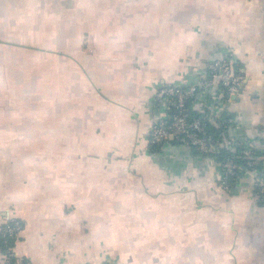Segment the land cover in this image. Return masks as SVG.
I'll use <instances>...</instances> for the list:
<instances>
[{"label":"crops","instance_id":"0c3cea01","mask_svg":"<svg viewBox=\"0 0 264 264\" xmlns=\"http://www.w3.org/2000/svg\"><path fill=\"white\" fill-rule=\"evenodd\" d=\"M9 46L61 74L39 101L53 112L18 116L0 99V222H22L14 264H264L251 173L224 188L212 156L148 143L155 89L197 83L229 53L246 80L222 109L228 137L264 174V0H0Z\"/></svg>","mask_w":264,"mask_h":264},{"label":"built area","instance_id":"2783aa9c","mask_svg":"<svg viewBox=\"0 0 264 264\" xmlns=\"http://www.w3.org/2000/svg\"><path fill=\"white\" fill-rule=\"evenodd\" d=\"M244 80L245 73L237 65V59L226 53L207 62L206 74L199 82L185 86L165 84L158 87L153 95L154 107L148 143L159 145L165 141L175 140L188 147H194L199 153L207 155L216 153L223 146V142L208 135L206 122L218 125L220 120H223L228 121L230 126L232 121L224 117L222 109L232 100ZM190 102L197 106L198 116L189 114ZM161 105L166 109V117H161L158 112V106ZM231 140L232 143L237 141ZM241 144L247 146L248 143L244 141ZM212 157L220 166V183L224 188L231 187L230 179L236 180L240 172H249L258 194L264 198V174L260 172L259 159L248 155L245 162L238 163L232 157H226L224 160H218L213 155ZM21 228V220L14 216L0 222V234L9 239L6 250L0 251V264L18 262L14 242ZM103 264L118 263L109 260Z\"/></svg>","mask_w":264,"mask_h":264},{"label":"rangeland","instance_id":"374dc122","mask_svg":"<svg viewBox=\"0 0 264 264\" xmlns=\"http://www.w3.org/2000/svg\"><path fill=\"white\" fill-rule=\"evenodd\" d=\"M10 51V46L8 50H5L6 54L0 51V90H4L3 93H5V96L0 94L2 102H8L13 108V110L9 109L10 112L18 116L38 117L40 111L53 112V108L48 109L45 106L43 108L42 102L39 103V101L43 97L45 101L55 94V80L59 79L61 74L56 73L54 64L46 65L45 58L43 62L31 61L33 57L22 55L23 51L17 47L13 48L12 55ZM7 73L8 76H6ZM10 83H13V87L9 90ZM28 126L25 122H19L15 125V131H30L26 129Z\"/></svg>","mask_w":264,"mask_h":264},{"label":"trees","instance_id":"16d2710c","mask_svg":"<svg viewBox=\"0 0 264 264\" xmlns=\"http://www.w3.org/2000/svg\"><path fill=\"white\" fill-rule=\"evenodd\" d=\"M188 112L191 116L199 115V113H195L194 111L190 112L189 104ZM224 117L228 119V116ZM227 128L228 121L220 120L218 125H214L212 123H209L208 121L206 122V130L208 135L213 139H218L223 142V146H221L216 153H212V155L218 160H224L226 157H232L238 163H243L247 160V156L254 155L255 151L254 149L247 148L244 144H241L240 142L236 141L232 143L231 138L228 137ZM191 149L198 152L194 147H192ZM258 163L260 164L261 161H258ZM234 181V178L230 179V184H233ZM260 198L263 200L262 195H260ZM8 243L9 239H6L3 235L0 234V251H5Z\"/></svg>","mask_w":264,"mask_h":264},{"label":"water","instance_id":"95a60500","mask_svg":"<svg viewBox=\"0 0 264 264\" xmlns=\"http://www.w3.org/2000/svg\"><path fill=\"white\" fill-rule=\"evenodd\" d=\"M254 158L258 159L259 157H255V156H254Z\"/></svg>","mask_w":264,"mask_h":264}]
</instances>
